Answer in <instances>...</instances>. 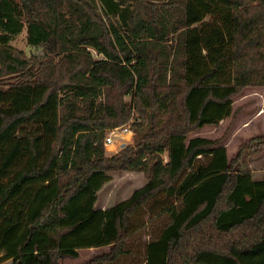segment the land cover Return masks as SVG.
Returning a JSON list of instances; mask_svg holds the SVG:
<instances>
[{"label": "trees", "instance_id": "obj_1", "mask_svg": "<svg viewBox=\"0 0 264 264\" xmlns=\"http://www.w3.org/2000/svg\"><path fill=\"white\" fill-rule=\"evenodd\" d=\"M24 32L47 56L11 44ZM248 86H264V0H0V263L109 246L83 264H119L132 217L164 192L144 264H264V176L190 137ZM133 108L137 146L108 157L106 131ZM123 168L147 182L97 207Z\"/></svg>", "mask_w": 264, "mask_h": 264}, {"label": "rangeland", "instance_id": "obj_2", "mask_svg": "<svg viewBox=\"0 0 264 264\" xmlns=\"http://www.w3.org/2000/svg\"><path fill=\"white\" fill-rule=\"evenodd\" d=\"M11 44L17 49L23 50L27 55H40L44 57L47 53L41 48H34L28 44L27 33L17 36ZM96 57H101L95 50L91 49ZM47 56V55H46ZM54 57V55H50ZM48 58V57H47ZM55 58V57H54ZM49 59V58H48ZM120 99L128 105H134L132 95L124 92ZM135 122H141L139 112L133 108L132 116L127 124L123 126L130 128L129 132H122L115 136V142L104 146L106 155L111 157L119 153L128 145L137 146L140 132H136ZM107 130L106 132H108ZM190 137H206L219 140L225 145L230 160H238L236 166L241 169L250 170L256 179L264 176V86H248L240 91L234 98L233 112L230 117L224 119L218 125H206L193 131ZM165 160L167 157L165 156ZM204 157L200 162H205ZM148 180L146 174L139 170L120 169L112 174V179L99 191L97 207L107 208L122 200L127 199L134 190L142 187ZM171 203L164 192L151 199L140 208L132 217V227L126 238L129 252L121 259L119 264H144L142 257H136L135 252H141L144 245L150 241L156 232L167 222L168 214L165 208ZM110 250L109 246L99 248H83L79 250L76 259L65 257L60 264H83L94 256L103 254ZM0 264H12L11 260Z\"/></svg>", "mask_w": 264, "mask_h": 264}, {"label": "built area", "instance_id": "obj_3", "mask_svg": "<svg viewBox=\"0 0 264 264\" xmlns=\"http://www.w3.org/2000/svg\"><path fill=\"white\" fill-rule=\"evenodd\" d=\"M122 128H119V127H116V128H113L111 130H109L107 133H106V136H105V142L106 144H111V143H114L115 142V136L118 135V134H123L122 132H129V127L128 126H123V129L124 131L120 130Z\"/></svg>", "mask_w": 264, "mask_h": 264}]
</instances>
